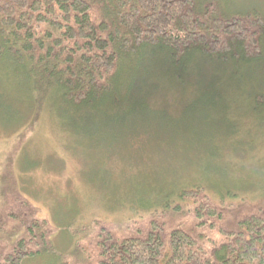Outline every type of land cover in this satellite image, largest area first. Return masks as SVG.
Masks as SVG:
<instances>
[{"label":"trees","instance_id":"16d2710c","mask_svg":"<svg viewBox=\"0 0 264 264\" xmlns=\"http://www.w3.org/2000/svg\"><path fill=\"white\" fill-rule=\"evenodd\" d=\"M6 79L22 85L15 102L27 103L29 121L53 106L66 130L65 120L89 114L96 102L108 101L112 111L120 101L156 98L165 82L185 81H193L196 98L212 106L235 98L234 87L240 96L244 86L264 126V6L236 0H0V88H7ZM23 188L15 180L2 184L0 198L20 200L26 210L31 203L19 194ZM203 191L200 184L182 187L176 195L183 205L170 214L153 208L144 228L119 236L101 229L96 255L78 248L68 256L84 254L83 264L91 256L92 264H264V188L232 222L225 219L232 191L226 188L217 200ZM4 205L0 264L77 258L58 257L47 222L37 232L39 226H27L20 216L6 221ZM186 213L191 220H184Z\"/></svg>","mask_w":264,"mask_h":264},{"label":"rangeland","instance_id":"374dc122","mask_svg":"<svg viewBox=\"0 0 264 264\" xmlns=\"http://www.w3.org/2000/svg\"><path fill=\"white\" fill-rule=\"evenodd\" d=\"M238 1L264 6V0ZM5 83L7 88H0V189L15 180L24 187L19 194L31 203L20 210V200L0 198L5 220L20 216L27 226H39L37 232L40 222H47L45 232L58 257H77L67 264L85 262L82 253L68 256L78 248L96 255L101 229L119 236L144 228L153 208L170 214L176 204L183 205L176 195L182 187L200 184L212 200L226 196L229 188V222L239 219L249 209L247 201L264 188V137L258 132L264 134V126L253 101L244 97V86L240 96L234 87L230 95L237 93L235 98L212 106L196 98L193 81L165 82L156 98L120 101L112 111L108 101L96 102L89 114L65 120L66 130L49 102L50 108L29 121L27 103L15 102L22 85ZM183 216L191 220V214Z\"/></svg>","mask_w":264,"mask_h":264},{"label":"bare ground","instance_id":"6f19581e","mask_svg":"<svg viewBox=\"0 0 264 264\" xmlns=\"http://www.w3.org/2000/svg\"><path fill=\"white\" fill-rule=\"evenodd\" d=\"M27 108V107H26ZM26 110V109H25ZM21 111V110H20ZM18 120V119H17ZM22 120H23V118H22ZM132 215V214H131ZM144 216V215H143ZM129 217V216H128ZM116 219V218H115ZM114 219V220H115ZM135 219H137V218H135ZM142 219H143V217H142ZM117 220V219H116ZM77 221V220H76ZM132 221V220H131ZM118 222V221H117ZM78 226V225H77ZM68 227V226H67ZM78 238V237H77ZM79 252V251H78ZM45 255V254H44ZM49 259V258H48Z\"/></svg>","mask_w":264,"mask_h":264}]
</instances>
